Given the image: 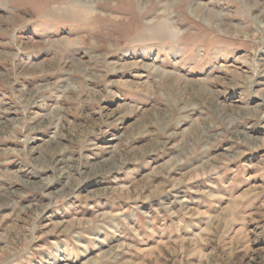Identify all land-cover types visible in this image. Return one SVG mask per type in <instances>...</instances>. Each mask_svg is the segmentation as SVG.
<instances>
[{"label": "rangeland", "instance_id": "374dc122", "mask_svg": "<svg viewBox=\"0 0 264 264\" xmlns=\"http://www.w3.org/2000/svg\"><path fill=\"white\" fill-rule=\"evenodd\" d=\"M0 264H264V0H0Z\"/></svg>", "mask_w": 264, "mask_h": 264}, {"label": "bare ground", "instance_id": "6f19581e", "mask_svg": "<svg viewBox=\"0 0 264 264\" xmlns=\"http://www.w3.org/2000/svg\"><path fill=\"white\" fill-rule=\"evenodd\" d=\"M80 2V1H79ZM198 5V4H197ZM207 5H203V4H199V6L196 8L197 9V11L199 10V9H202V10H205V9H207V7H206ZM202 91V90H201ZM206 92H207V90H206ZM206 95V94H205Z\"/></svg>", "mask_w": 264, "mask_h": 264}]
</instances>
